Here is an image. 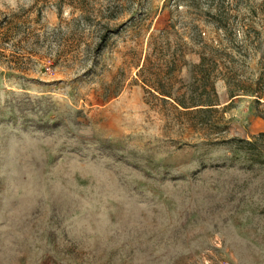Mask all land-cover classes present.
<instances>
[{"label":"rangeland","instance_id":"rangeland-1","mask_svg":"<svg viewBox=\"0 0 264 264\" xmlns=\"http://www.w3.org/2000/svg\"><path fill=\"white\" fill-rule=\"evenodd\" d=\"M229 1L0 0V264H264V141L178 104L228 64L264 94V0Z\"/></svg>","mask_w":264,"mask_h":264},{"label":"crops","instance_id":"crops-1","mask_svg":"<svg viewBox=\"0 0 264 264\" xmlns=\"http://www.w3.org/2000/svg\"><path fill=\"white\" fill-rule=\"evenodd\" d=\"M256 69L255 64H252L251 70L256 71ZM251 70H244L237 65L228 64L226 73L218 76L213 82L217 100L213 101L211 105L202 103L186 109V122L194 116L203 121L206 119L209 109L220 108L226 115H234L233 117L240 119V121L245 120L252 136L264 132V117L260 115L264 111V94L255 87V81L260 74ZM249 75L254 76V79H250V81H254L250 87L247 86L245 89L242 84L240 86L234 85V81L242 82ZM197 130H200L199 125H197ZM187 156L185 154L181 158Z\"/></svg>","mask_w":264,"mask_h":264},{"label":"trees","instance_id":"trees-1","mask_svg":"<svg viewBox=\"0 0 264 264\" xmlns=\"http://www.w3.org/2000/svg\"><path fill=\"white\" fill-rule=\"evenodd\" d=\"M205 1H206V5L208 7L207 11H206L207 17L212 19L216 23L218 28H220V29L222 28V29H225L228 32H230L234 28L233 27L234 22L231 21V19L234 16L230 13V11L233 8V7H231L233 3L229 0H205ZM262 8H263L262 22L264 25V3L262 4ZM212 9H213V11H212ZM249 28L253 32L254 36L256 38H259L260 32L255 27H253L252 25H249ZM206 45L207 44H204L203 46L205 47ZM204 61H205V56H202L201 62L203 63ZM160 93L163 95L169 96L168 94H166L164 92L160 91ZM212 102L205 103V104L211 105ZM178 104H179V106H181L184 109L190 108L189 105H186L185 103H183L181 101L178 102ZM253 138L256 140H257V138L258 139L262 138V140L264 141V132H260L259 134L253 136Z\"/></svg>","mask_w":264,"mask_h":264},{"label":"built area","instance_id":"built-area-1","mask_svg":"<svg viewBox=\"0 0 264 264\" xmlns=\"http://www.w3.org/2000/svg\"><path fill=\"white\" fill-rule=\"evenodd\" d=\"M44 264H49V263H44Z\"/></svg>","mask_w":264,"mask_h":264}]
</instances>
